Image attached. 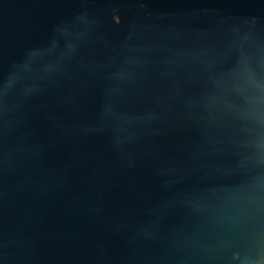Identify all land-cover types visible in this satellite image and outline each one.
Returning a JSON list of instances; mask_svg holds the SVG:
<instances>
[{
    "label": "water",
    "instance_id": "obj_1",
    "mask_svg": "<svg viewBox=\"0 0 264 264\" xmlns=\"http://www.w3.org/2000/svg\"><path fill=\"white\" fill-rule=\"evenodd\" d=\"M0 264H264V0H0Z\"/></svg>",
    "mask_w": 264,
    "mask_h": 264
}]
</instances>
